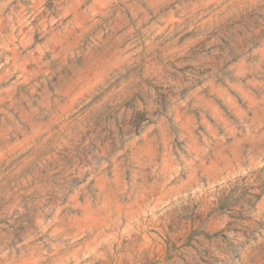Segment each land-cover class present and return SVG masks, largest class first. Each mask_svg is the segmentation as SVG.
<instances>
[{
    "label": "rangeland",
    "instance_id": "1",
    "mask_svg": "<svg viewBox=\"0 0 264 264\" xmlns=\"http://www.w3.org/2000/svg\"><path fill=\"white\" fill-rule=\"evenodd\" d=\"M0 264H264V0H0Z\"/></svg>",
    "mask_w": 264,
    "mask_h": 264
}]
</instances>
